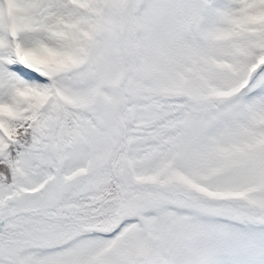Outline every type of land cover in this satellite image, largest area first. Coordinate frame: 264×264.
I'll return each mask as SVG.
<instances>
[{
	"label": "snow or ice",
	"instance_id": "snow-or-ice-1",
	"mask_svg": "<svg viewBox=\"0 0 264 264\" xmlns=\"http://www.w3.org/2000/svg\"><path fill=\"white\" fill-rule=\"evenodd\" d=\"M0 264H264V0H0Z\"/></svg>",
	"mask_w": 264,
	"mask_h": 264
}]
</instances>
